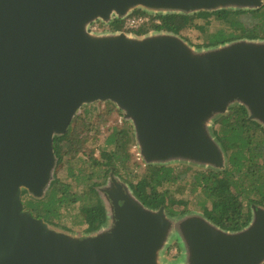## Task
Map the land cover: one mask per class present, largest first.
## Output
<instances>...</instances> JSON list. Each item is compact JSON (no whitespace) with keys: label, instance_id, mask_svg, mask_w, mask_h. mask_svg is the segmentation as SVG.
Instances as JSON below:
<instances>
[{"label":"water","instance_id":"95a60500","mask_svg":"<svg viewBox=\"0 0 264 264\" xmlns=\"http://www.w3.org/2000/svg\"><path fill=\"white\" fill-rule=\"evenodd\" d=\"M264 0H0V264H264V207L225 231L202 214L144 207L127 184L113 223L71 235L24 209L53 180V138L84 105L110 102L133 128L145 165L223 170L210 133L238 104L264 127V40L196 48L178 35L93 33L91 24L151 14L254 10ZM119 181V180H118ZM109 193V192H108ZM111 194V193H109ZM181 247L163 261L171 240Z\"/></svg>","mask_w":264,"mask_h":264},{"label":"trees","instance_id":"16d2710c","mask_svg":"<svg viewBox=\"0 0 264 264\" xmlns=\"http://www.w3.org/2000/svg\"><path fill=\"white\" fill-rule=\"evenodd\" d=\"M136 14L147 15L150 21L132 34L171 33L191 44L184 33L194 29L202 35L201 43L194 45L196 48L238 40H264V4L254 10L221 9L192 14H151L137 9L128 16ZM124 19L96 23L99 31L120 32ZM213 23L218 28L212 30ZM103 104L93 120L87 118L89 110L85 109L73 118L65 134L54 136L55 169L47 191L41 198L22 192V197H28L24 209L34 218L69 232L60 221L61 210L82 201L76 230L95 233L107 219L95 187L104 182L109 172L122 179L144 207L157 210L163 206L174 218L189 212L187 200L176 195L198 196L202 199L201 214L225 231L246 227L252 217V205L264 207V127L248 119L245 107L234 104L213 120L210 133L226 158L225 168L215 170L186 163L145 165L141 159L137 160L131 124L112 103ZM104 131L107 136L100 148L96 143ZM97 150L99 154L95 156ZM137 169L139 173L134 174ZM170 185L175 188L168 190ZM73 186H81L85 192L82 195L71 192Z\"/></svg>","mask_w":264,"mask_h":264},{"label":"rangeland","instance_id":"374dc122","mask_svg":"<svg viewBox=\"0 0 264 264\" xmlns=\"http://www.w3.org/2000/svg\"><path fill=\"white\" fill-rule=\"evenodd\" d=\"M96 22H98V21H96ZM95 23H93V24H95ZM214 28H218L217 23L212 24V30ZM107 31H109V30H107ZM107 31H105V32H107ZM103 32L104 31L98 30L97 32H94V33H103ZM120 32H124V31H120ZM124 33L129 34V35H134L132 33L126 32V31ZM184 36H186L191 41V44L189 42L188 43L190 45L193 44L192 46L199 44L202 41V35L197 30H194V29L185 32ZM103 105L104 104L102 102H95L91 105H84L79 109L78 114H82L84 112V110L87 109V110H89V112L87 113V118L89 120H93L94 117L96 116L95 114L98 113V108H102ZM105 133L107 134V132H105V131L102 134H105ZM103 140H104L103 137H99V139L96 143V146L101 148L103 146L102 145ZM97 155H98V150L95 152V156H97ZM175 163H179V162H174V163H170V164H175ZM180 168H183V167L181 166ZM196 168H204V167L196 166ZM139 171H140V169H137L134 172V174H138ZM174 188H175V185L167 186L168 190H173ZM71 192L82 195L85 192V190L81 186H78V187L73 186L71 188ZM27 198H28L27 196L22 197L23 203ZM176 198H182V199L187 200V209L189 210V212L187 214H190V213L201 214L202 213V209H201V206L199 204V201H202V199H199L198 196H182V197H179L178 195H176ZM80 205H82V201L71 205L69 209L61 210L60 221L64 226H66L68 228V230H70L69 232L63 231L61 228H54V227L53 228L60 231V232L68 233L71 235H76V236L84 235L83 231L76 230V229H78L76 227L77 226L76 223L81 219V217H80L81 214H80V210H79ZM179 210H181V208H179ZM175 242L178 244V242L176 240H174V239L171 240V242L169 243V245L167 246L166 250L163 253V261L166 263L175 262V261H172V258L176 257L177 259H179V257L181 256V247L179 244L176 245ZM178 248L180 249V251Z\"/></svg>","mask_w":264,"mask_h":264},{"label":"flooded vegetation","instance_id":"af4514ba","mask_svg":"<svg viewBox=\"0 0 264 264\" xmlns=\"http://www.w3.org/2000/svg\"><path fill=\"white\" fill-rule=\"evenodd\" d=\"M103 132H101L99 137H103L104 140L107 136V134H102ZM103 140V142H104ZM98 154H99V150H98ZM138 160V159H137ZM119 180V181H118ZM118 182L119 184H126L124 181H122V179H120L119 177H117L116 175H113L112 172H109L107 177L105 178L104 182L100 185H98L97 187H95L96 192L98 197L100 198L104 210L106 212V221L103 224L102 227L104 226H109L113 223V214H114V199H116V201L118 200V198L116 197V195H118V189L117 187L114 185V182ZM111 194H109V193ZM52 227V226H51ZM85 235H93L94 233H87V232H83Z\"/></svg>","mask_w":264,"mask_h":264},{"label":"built area","instance_id":"2783aa9c","mask_svg":"<svg viewBox=\"0 0 264 264\" xmlns=\"http://www.w3.org/2000/svg\"><path fill=\"white\" fill-rule=\"evenodd\" d=\"M150 18L147 15H142V14H136V15H130L127 16L124 19V24H123V31L131 33L134 30H137L141 26L149 23ZM99 30L98 24H92L89 28L90 32H97ZM137 147V146H136ZM136 157L138 160L141 159L139 152L136 154ZM142 160V159H141Z\"/></svg>","mask_w":264,"mask_h":264}]
</instances>
